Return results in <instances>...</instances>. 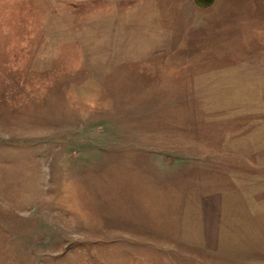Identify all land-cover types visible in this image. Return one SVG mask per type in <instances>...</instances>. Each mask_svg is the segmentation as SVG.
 <instances>
[{"label":"rangeland","instance_id":"1","mask_svg":"<svg viewBox=\"0 0 264 264\" xmlns=\"http://www.w3.org/2000/svg\"><path fill=\"white\" fill-rule=\"evenodd\" d=\"M263 118L264 0H0V264L231 262Z\"/></svg>","mask_w":264,"mask_h":264},{"label":"crops","instance_id":"2","mask_svg":"<svg viewBox=\"0 0 264 264\" xmlns=\"http://www.w3.org/2000/svg\"><path fill=\"white\" fill-rule=\"evenodd\" d=\"M188 55L192 56V53ZM263 124H261V126L259 125L253 133L241 135L238 141L233 139L230 142L218 145L214 149L211 148V150H208L207 148L206 151V153L211 151L217 154L214 163L218 168L247 170L246 177L249 181L247 192L241 191L240 193L237 192V194H234L230 192L221 193L218 191L215 194H210L217 198L219 204L217 216L219 221L216 223L215 229V236L217 239L216 248L218 249L219 245L221 247L226 245L225 243L228 237L227 232L231 234L230 238L232 237L234 242L231 246L232 251L230 253L232 255V260L226 264H264ZM233 131L234 130H232V132ZM203 151L204 150H202V152ZM236 154L248 155H239V157H237L238 155ZM187 157L189 156L185 157V162H191L192 159L189 160ZM193 161L195 160H192V162ZM204 163H208V161L205 159L203 162H200V165H204ZM236 173L239 174L235 175L237 179L241 181L242 179H246L244 172L241 171L240 173L238 171ZM228 217L231 220L230 230L228 228ZM247 227L249 231L246 230Z\"/></svg>","mask_w":264,"mask_h":264}]
</instances>
